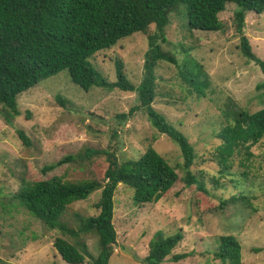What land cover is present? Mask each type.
<instances>
[{
	"label": "rangeland",
	"instance_id": "rangeland-1",
	"mask_svg": "<svg viewBox=\"0 0 264 264\" xmlns=\"http://www.w3.org/2000/svg\"><path fill=\"white\" fill-rule=\"evenodd\" d=\"M235 10L237 5L227 2L218 13L222 29L208 31L190 29L182 5L178 14L171 13L165 27L167 42L162 45L176 56L178 64L161 60L155 67L153 106L187 135L197 159L191 170L203 176L207 193L180 179L157 201L136 204L132 189L118 184L112 220L116 243L108 264H144L140 259L147 255L149 241L157 230L167 235L181 230L183 238L172 253L189 254L177 262L167 259L162 264H218L214 251L221 235H234L239 241L242 264H264V137L244 165L240 162L245 155L235 154L228 173L218 172L219 165L212 154L220 144L215 133L232 123L237 112H253L264 106V88L256 87L264 74L240 52ZM244 21V34L264 59V12L247 11ZM153 29L154 25H150V31ZM147 47L146 35L136 31L110 48L94 52L89 60L114 80L113 59L120 55L127 77L137 85ZM189 61L201 64L208 76L210 83L203 96L190 93L179 74L190 69L185 67ZM137 103L136 92L108 91L97 86L85 91L70 80L67 69H62L18 96L19 115L12 123H7L0 113V200L6 202V207L0 206V264H71L52 245L54 238L63 234L48 229L15 200L10 201L24 180L53 175L66 180L101 178L104 156L93 157L82 168L66 163L42 172L44 166L65 154L85 147H110L124 160L138 158L151 143L182 178L185 170L178 145L158 132L142 110L118 124L116 114ZM19 130L27 136L28 144L19 137ZM232 196L237 199L230 200ZM97 198L95 191L87 199L71 203L64 219L76 226L75 213L95 214L93 204ZM64 237L72 240L69 235ZM85 238L91 253L96 254L97 237L88 234ZM89 261L86 257L83 264Z\"/></svg>",
	"mask_w": 264,
	"mask_h": 264
},
{
	"label": "trees",
	"instance_id": "trees-1",
	"mask_svg": "<svg viewBox=\"0 0 264 264\" xmlns=\"http://www.w3.org/2000/svg\"><path fill=\"white\" fill-rule=\"evenodd\" d=\"M227 2L237 5L234 19L240 52L256 63L264 74V59L256 54L243 32L245 14L247 11L264 12V0H0V113L7 123H12L19 115L17 99L23 91L67 69L70 80L85 91L97 86L108 91L136 92L138 103L128 111L116 114L118 124L126 122L135 111L142 110L158 132L166 134L178 145L183 157L181 166L185 172L180 178L151 143L138 158L124 160L119 159L110 147H85L44 166L42 172L66 163H75L82 168L93 157L104 156L105 166L100 179L66 180L61 175H53L40 180H24L10 201L15 200L48 229L63 234L56 236L52 245L66 262L83 264L88 257V264H108L116 243L113 196L120 183L132 189V200L136 204L157 201L180 179L187 186H195L199 192L207 193L203 176L198 175L199 171L191 170L197 159L187 135L153 106L157 85L155 67L161 60L178 64L176 56L162 47L167 42L165 27L171 13L178 14L184 5L190 29L217 31L223 27L218 13L225 9ZM150 25H154L152 31ZM136 31L144 33L148 42L142 78L137 85L127 77L125 61L120 55L113 59L114 80L92 65L89 58L94 52L110 48ZM186 66L190 69L185 68L179 74L188 90L199 96L205 95L210 82L203 66L193 61ZM256 87L264 88V80ZM58 99L64 103L60 96ZM18 134L23 143H29L23 131L19 130ZM215 137L220 144L212 154L220 174L228 173L235 154L245 155L240 162L244 165L251 157L252 149L264 137V106L253 112L240 110L234 121L220 128ZM95 191H98L93 204L96 213L86 216L75 213L77 225H70L64 219L69 205L87 199ZM236 199V196L230 198ZM0 206L6 207V202L0 200ZM88 234L97 237L96 254L91 253L86 242ZM64 235H69L72 240ZM182 238L181 230L173 235L155 231L147 255L140 260L144 264H162L167 259L177 262L187 257L189 254L185 252L172 253ZM214 257L219 260L218 264H242L241 245L236 237L219 236Z\"/></svg>",
	"mask_w": 264,
	"mask_h": 264
}]
</instances>
